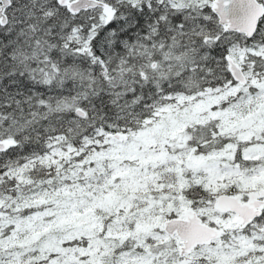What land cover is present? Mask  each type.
Listing matches in <instances>:
<instances>
[{"label": "snow or ice", "instance_id": "snow-or-ice-1", "mask_svg": "<svg viewBox=\"0 0 264 264\" xmlns=\"http://www.w3.org/2000/svg\"><path fill=\"white\" fill-rule=\"evenodd\" d=\"M0 264H264V0H0Z\"/></svg>", "mask_w": 264, "mask_h": 264}]
</instances>
